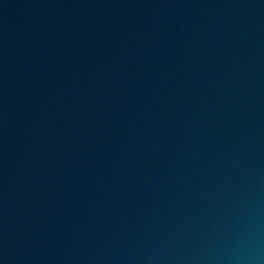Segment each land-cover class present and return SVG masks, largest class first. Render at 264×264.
<instances>
[{
  "label": "water",
  "instance_id": "1",
  "mask_svg": "<svg viewBox=\"0 0 264 264\" xmlns=\"http://www.w3.org/2000/svg\"><path fill=\"white\" fill-rule=\"evenodd\" d=\"M0 264H264V0H0Z\"/></svg>",
  "mask_w": 264,
  "mask_h": 264
}]
</instances>
